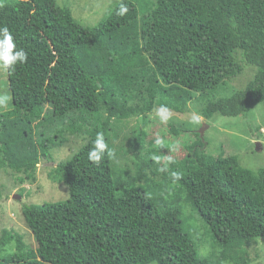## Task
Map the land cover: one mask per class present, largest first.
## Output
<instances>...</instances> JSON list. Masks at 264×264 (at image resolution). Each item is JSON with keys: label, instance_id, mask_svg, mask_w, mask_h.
Here are the masks:
<instances>
[{"label": "trees", "instance_id": "trees-1", "mask_svg": "<svg viewBox=\"0 0 264 264\" xmlns=\"http://www.w3.org/2000/svg\"><path fill=\"white\" fill-rule=\"evenodd\" d=\"M3 26L28 58L6 70L11 108L0 112V167L33 182L66 134L85 142L53 169L66 200L22 206L37 247L3 229L0 252L11 243L15 252L0 264H223L233 245L264 237V167L214 158L191 142L161 172L142 128L126 143L133 173L111 153L113 121L145 120L161 105L181 112L177 98L198 94L207 121L247 116L264 102V0H113L90 27L55 0H10L0 3ZM246 67L252 79L225 93ZM97 133L111 153L99 166L88 159ZM201 227L211 246L203 255Z\"/></svg>", "mask_w": 264, "mask_h": 264}, {"label": "rangeland", "instance_id": "rangeland-1", "mask_svg": "<svg viewBox=\"0 0 264 264\" xmlns=\"http://www.w3.org/2000/svg\"><path fill=\"white\" fill-rule=\"evenodd\" d=\"M9 1L0 0V3ZM55 1L59 6L70 9L72 16L84 27H90L99 22L113 0ZM253 72L254 69L246 67L240 76L228 82V90L225 93L231 89L240 90L252 79ZM202 105L199 95L195 93L189 99L177 98L174 107L182 111L170 109L166 122L157 115L156 111L149 114L145 120L133 117L125 121H113L112 124L117 128V138L111 141V153L115 165L119 169L129 168L128 175L134 172L132 152L126 143L132 133L142 128L146 134L145 150H149L158 160V168L161 172H167L171 164L184 158L192 146L186 144L191 142H195L198 146L203 145L205 152L214 158L222 153L223 156H236L240 164L250 170L257 171L264 167V102L255 106L247 116L234 118L216 116L210 121L201 116L199 111ZM10 108L6 69L0 68V112ZM193 112L201 117L199 123L192 122ZM173 127L181 130L179 136L173 132ZM65 138V142L59 144L60 146L51 148L50 159H41L33 182L30 180L21 182L19 180L23 177L21 173L0 167V234L1 230L5 229L22 236L29 248L37 247L32 233L24 222L22 206L59 202L68 197L67 186L52 180L53 175L58 177V173L53 169L59 162L69 159L85 142V138L82 135L69 134H66ZM158 138L163 141L161 145L155 143ZM16 195L20 199H15ZM198 236L196 239L199 253L208 254L211 248L210 240L205 235L203 227L198 230ZM14 252V244L11 243L0 252V259ZM223 264H264V237L242 241V245L237 248L233 245Z\"/></svg>", "mask_w": 264, "mask_h": 264}, {"label": "clouds", "instance_id": "clouds-1", "mask_svg": "<svg viewBox=\"0 0 264 264\" xmlns=\"http://www.w3.org/2000/svg\"><path fill=\"white\" fill-rule=\"evenodd\" d=\"M128 11L126 5L121 4L117 15L123 16ZM28 54L23 49H18L17 45L14 42L13 35L10 32L7 26L0 27V68L8 70V72L14 73L18 65L24 64L27 62ZM170 109L166 105H161L156 110L157 115L161 117L165 122L169 118ZM201 117L199 114L192 113V122L199 123ZM157 145H161L163 141L157 139L155 141ZM95 147L91 149L88 153V159L92 163L99 166L102 162L105 154L108 153V145L104 139L103 133H97L96 140L94 141ZM174 179H179L180 174L177 172L172 173Z\"/></svg>", "mask_w": 264, "mask_h": 264}, {"label": "water", "instance_id": "water-1", "mask_svg": "<svg viewBox=\"0 0 264 264\" xmlns=\"http://www.w3.org/2000/svg\"><path fill=\"white\" fill-rule=\"evenodd\" d=\"M15 199H17V200H18V199H20V197L16 195V196H15Z\"/></svg>", "mask_w": 264, "mask_h": 264}]
</instances>
